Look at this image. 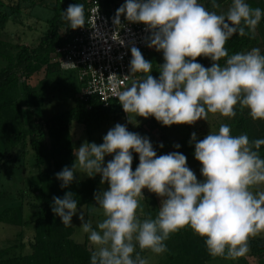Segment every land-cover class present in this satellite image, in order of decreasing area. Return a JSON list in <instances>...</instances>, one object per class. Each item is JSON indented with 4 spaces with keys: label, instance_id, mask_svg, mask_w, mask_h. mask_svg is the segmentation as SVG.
<instances>
[{
    "label": "clouds",
    "instance_id": "9594fccd",
    "mask_svg": "<svg viewBox=\"0 0 264 264\" xmlns=\"http://www.w3.org/2000/svg\"><path fill=\"white\" fill-rule=\"evenodd\" d=\"M211 9L199 0H125L116 10L113 24L121 27L123 16L130 24L144 25L146 46L164 60L157 65L156 79L151 74L154 63L131 46L124 78H135L118 96L127 115L154 117L166 127L192 126L207 121L210 113L234 118L239 108L264 121V54L253 47L230 55L226 47L234 35L254 39L264 9L247 0H231L226 11L211 0ZM62 17L72 30L87 23L82 3L70 4ZM200 57L211 60V66L198 63ZM189 143L201 164L202 180L187 166L184 154L158 156L149 138L119 123L103 143L84 141L74 149L75 161L56 173V179L68 189L78 174L99 175L107 189L94 193L92 211L103 219L95 226L86 220L71 191L54 196L51 211L64 226H73L78 216L91 246L90 264H149L140 253L167 252L165 242L184 228L204 240L212 257L235 259L250 252V240L264 233V190L254 191L264 185V138L233 135L231 126L222 123L218 132L200 140L193 132ZM133 153L139 157L135 171ZM106 156L112 159L105 165ZM145 189L160 199L155 218L144 213Z\"/></svg>",
    "mask_w": 264,
    "mask_h": 264
},
{
    "label": "trees",
    "instance_id": "16d2710c",
    "mask_svg": "<svg viewBox=\"0 0 264 264\" xmlns=\"http://www.w3.org/2000/svg\"><path fill=\"white\" fill-rule=\"evenodd\" d=\"M40 1L43 0H0V178L2 171L7 167H17L20 164L26 174L22 179L24 186L13 191L4 188L5 183L0 184V200L3 201L0 204V221L18 226L29 224L30 221L24 218V198L27 190H36L35 194L39 197L42 207L41 214L37 215L33 222L34 235L28 243L29 250L26 251L25 237L20 234L21 240L18 237L15 242L0 248V264H90L91 247L88 239L85 242L76 241L73 237L74 227L64 226L60 218L53 215L51 204L54 196L62 198L66 191H71L79 201V206L88 203V207H91L95 203L94 194L84 196L78 176L68 189H62L61 182L56 179V173L64 167L70 168L75 161V147L70 129L73 122L84 124L87 133L91 135L96 125L123 108L117 102L104 107L96 98L81 100L79 94L82 83L78 74L66 73L55 59L57 47L70 41L77 31L68 28L62 12L66 11L70 4L82 3L87 19L88 0H55L49 8L50 16L45 19L48 26L42 32L37 45L10 44V48H7L8 42L2 39L1 35L10 21L17 20L13 15L23 14L25 8L35 9L43 6L39 4ZM124 2L125 0H122L118 4L117 0H102L108 12L112 11L113 5L118 9ZM199 2L212 10L211 0ZM247 2L252 7L264 9V0ZM217 3L224 10L228 8L231 0H217ZM226 47L230 55L250 51L253 47L260 48L261 54H264V18L257 27L254 39L234 35ZM146 51L143 56L154 63V77L159 79L157 65L164 63L163 54L154 50L153 57H149ZM197 62L206 68L212 63L203 57L198 58ZM223 63L224 61H221V64ZM40 73H43V77L33 83L31 79ZM56 74L65 77V86L71 92L73 105L48 118L38 116L35 109L45 111V105L49 101L48 87L53 83L64 82V78L59 81L54 79ZM76 77L79 83L74 82ZM227 124L234 126L237 133L247 134L250 139L264 138V121L253 120L247 109L241 111L237 108V115L229 119ZM188 138L191 139V136ZM189 139H186V142L183 139L179 149L174 148L169 141H158L153 147L158 156L179 151L189 158L195 152V147L190 145ZM160 144H163V148L159 147ZM260 155L264 158V146H261ZM138 164L139 159L133 157V171ZM88 179L85 187L94 188L96 180ZM146 200H150L148 196ZM149 209L148 203L146 215L149 214ZM165 243L168 248L165 252L167 264H210L212 261L225 260L210 256L204 240L190 228L172 234ZM250 253L257 258L258 264H264V240L251 239ZM140 254L146 257L148 251Z\"/></svg>",
    "mask_w": 264,
    "mask_h": 264
},
{
    "label": "rangeland",
    "instance_id": "374dc122",
    "mask_svg": "<svg viewBox=\"0 0 264 264\" xmlns=\"http://www.w3.org/2000/svg\"><path fill=\"white\" fill-rule=\"evenodd\" d=\"M122 0H117V3L120 4ZM55 3V0H43L40 1L39 4L43 6H38L35 9H24L23 14L21 15H13V18H16V21H10L4 30V32L1 35V38L4 39L7 43V48H10V44H29V45H37L40 36L42 32L47 28V24L45 22V19L50 16V7ZM227 9H224L226 11ZM219 11V10H218ZM154 52L149 51L147 53V56L153 57ZM66 73H74L77 75V73L74 70H67ZM154 76V72L151 73ZM63 76V75H62ZM60 77V75H54L53 78L57 79L58 81L61 80V78H64V82L61 84L53 83L48 87V92L50 95L49 101L45 105V111H42L41 109H35L37 111L38 116L41 115L45 118L51 117L59 112H62L66 109H69L73 105V98L70 95L69 89L66 88V79L65 77ZM43 77V73H40V75H37L34 79H31L33 83H36L40 80V78ZM74 82L79 83L78 78L74 80ZM70 84V82L68 81ZM66 89H65V88ZM72 102V103H71ZM129 116V117H128ZM129 118L132 123L129 122ZM229 118L222 117L219 113L217 114H209L208 120H200L196 124L192 126L188 125H173L170 127L163 126L161 123L157 122L154 117H149L147 119H144L142 117H136L135 114L129 113L128 115L124 112V110L120 109L117 112H113L110 117H108L106 120L101 122L99 125H96L93 129V132L91 135H89L86 131L85 125L73 122V124L70 126L74 147L75 149H78L81 144L84 141H88L89 143L95 142L96 144L103 143V137L107 134L108 130L113 128L116 124L125 125L127 129H129L130 132H138L139 130L142 131V127L144 124L148 125V129L145 130L147 135H141L142 137L149 138L152 145H155L158 141L164 142V136L168 135L171 137V140L173 139L175 144H179L184 139L186 142V139H189L188 137L191 136L193 132L197 134V138L203 139L207 134H209L210 131L212 132H218L219 126L222 123H227ZM150 124L155 125L158 130H154V133H152V126L149 127ZM231 126V124H229ZM232 134L233 135H240L243 133H237V130L234 129V126L232 127ZM183 136V138H182ZM182 138V139H181ZM190 140V139H189ZM174 144V145H175ZM133 157H138L137 154L133 153ZM76 159V157H75ZM111 156L105 157V165L107 161L111 160ZM20 164L17 167L9 166L1 173L0 178V184L5 183V187L7 190L13 191L14 189L18 187H23L24 183L22 179H24L26 176L25 172H23V168ZM187 166L192 169L196 175L198 180H202L203 177L200 173L201 164L195 159L194 155L187 158ZM79 181L82 185V190L84 192V196L89 197L91 196V193L94 194L95 192L100 191L101 189L106 190L107 184L101 185L100 179L101 177L97 175L94 180L95 187L89 188L86 186V180L88 177L86 176H80L77 175ZM89 180V179H88ZM3 181V182H2ZM93 189V190H92ZM148 194V198L150 200L141 201V204L144 207V213L147 214L148 211V203L150 204L149 214L155 218L157 211L160 207V199L154 195L153 193L148 192L147 189H145ZM264 190V185H261L260 187L254 189V191ZM36 190H27V193L25 194L24 198V218L25 220L30 221L29 224L18 226L14 224H8L0 221V248H3L12 242H15L18 240V237L21 240V235L25 237V242L27 244L26 251L29 250V241L34 235V220L36 219L37 215L41 214L42 207H40V200L39 197L35 194ZM146 198V196H145ZM3 201L0 200V204H2ZM95 204V203H94ZM82 211L85 214V219H90L93 222V225L95 226V223L97 220H102L103 216L101 213H93V205L91 207H88V203L84 204L83 206H80ZM80 220L78 219V216H74L72 220L73 227L75 229L74 238L78 242H85L88 237L87 234L83 233L80 226ZM256 239H262L264 240V233H261L260 235L255 237ZM89 242V241H88ZM90 245V244H89ZM91 247V246H90ZM147 258H149V264H167V259L165 253L161 255H156L151 252H148ZM210 264H258L257 258L251 255L249 252L244 257H239L235 259H225L218 260V261H212Z\"/></svg>",
    "mask_w": 264,
    "mask_h": 264
},
{
    "label": "built area",
    "instance_id": "2783aa9c",
    "mask_svg": "<svg viewBox=\"0 0 264 264\" xmlns=\"http://www.w3.org/2000/svg\"><path fill=\"white\" fill-rule=\"evenodd\" d=\"M116 10L113 5L108 12L102 0H88L87 23L55 51L62 70L77 72L82 83L80 99L96 98L104 107L119 103V93L135 78H124L129 75L131 46L142 54L150 49L145 43L149 33L144 25L130 24L123 16L121 27L113 24Z\"/></svg>",
    "mask_w": 264,
    "mask_h": 264
},
{
    "label": "crops",
    "instance_id": "0c3cea01",
    "mask_svg": "<svg viewBox=\"0 0 264 264\" xmlns=\"http://www.w3.org/2000/svg\"><path fill=\"white\" fill-rule=\"evenodd\" d=\"M154 50H155V49H147V51H146V55H147V53H148L149 51L154 52ZM74 71H75V70H74ZM81 90H82V87H81ZM80 92H81V91H80ZM72 124H73V123H72ZM72 124H71V125H72ZM151 126H152V128H153L152 133L156 134L157 132L155 131V132H156V133H155L154 130H158V128H157L155 125H153V124H150V125H149V127H151ZM141 127L143 128L142 131L139 130L138 132H135V133H138L140 136H141L142 134L146 136L147 133H146L145 130L148 129V125H147V124H144V126L142 125V126H140V128H141ZM144 129H145V130H144ZM128 131H129V129H128ZM182 138H183V136H182ZM182 138H181V139H182ZM164 140H165L164 142H168V141H169V142H171V144H173V145L175 144L174 141H173V139L171 140V137L168 136V135H165V136H164ZM177 144H178V143H177ZM173 145H172V146H173ZM173 147H174V146H173ZM173 147H170V149H173ZM146 192H147V191L144 190V195H145V196H148V194H146Z\"/></svg>",
    "mask_w": 264,
    "mask_h": 264
}]
</instances>
